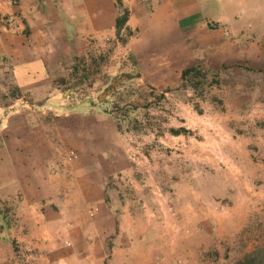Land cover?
Returning a JSON list of instances; mask_svg holds the SVG:
<instances>
[{"label": "crops", "instance_id": "obj_1", "mask_svg": "<svg viewBox=\"0 0 264 264\" xmlns=\"http://www.w3.org/2000/svg\"><path fill=\"white\" fill-rule=\"evenodd\" d=\"M10 1L0 0V93L6 101L22 103L25 96L32 104L41 101L58 84L56 75L66 62L86 63L96 50L94 42L115 39L118 10L124 7L129 39L116 48L127 51L128 61L121 72L133 70L138 81L162 90L177 87L183 72L198 66L230 85L220 119L229 118L235 128L217 124L218 117L204 111L195 114L200 118L197 139L173 137L180 141V156L194 163L193 177L226 181L225 197L252 191L246 172L264 183V0H16L14 6ZM12 16L15 23L9 25ZM6 108L0 105V132L15 190L0 201L16 202L26 248L47 249L52 259L58 254L52 249L66 242L76 264L115 263L117 258L125 264H173L182 256L176 225L165 222L171 211L160 207L158 215L150 214L145 203L135 200L146 192L144 185L136 187L127 161L117 155L122 148L112 126L91 124L92 108L65 114L53 125L64 150L78 155L65 176L59 165L49 164L54 148L40 119L28 121L19 112L3 115ZM72 117L84 122L66 127ZM107 149L115 159L106 157ZM108 181L134 194L128 199L125 193L106 191ZM47 229L58 235L38 238ZM5 242L10 245L0 235V246Z\"/></svg>", "mask_w": 264, "mask_h": 264}, {"label": "rangeland", "instance_id": "obj_2", "mask_svg": "<svg viewBox=\"0 0 264 264\" xmlns=\"http://www.w3.org/2000/svg\"><path fill=\"white\" fill-rule=\"evenodd\" d=\"M124 12L127 10L121 7L118 17L123 16ZM120 36L121 41L117 37H104L101 41L94 42L96 50L90 54L86 63L82 59L66 62L58 73L60 75H56L58 84L51 87L53 92L47 89L49 95L45 94L41 101L33 102L35 105L30 102L29 96H25L22 103L13 104L12 101H6L0 93V105L10 107L4 110L3 115L19 112L17 116H22L28 121L34 116L40 119L43 134L54 148L49 164L59 165L57 170L62 169L61 173L64 175L63 172L71 163L66 162L67 151L53 131L55 119L72 112L87 110L82 102L88 101L94 105L90 113L93 114L95 124L105 123L110 127L111 119L100 114L98 101L105 97L110 110L115 112L117 106L119 109L124 101L131 100L137 110L131 114L134 118L132 124L125 127L121 133H115L121 143L118 142V146L122 148V152L118 151L117 155L127 161L129 174L137 179L136 187L144 185L146 192L143 190L135 200H138L139 204L145 203L150 214L158 215L160 207L171 211L168 221L165 222L168 225H176V240L180 242L177 247L180 251L177 254L182 255L174 260L173 264H234L247 254H264V183H256L250 179L252 175L246 172V179L250 187L252 186V191L236 197L222 196L221 190L226 188L227 182L193 177L196 172L194 163L180 156V141L174 139L176 135L169 131L182 128L186 130L182 135L197 139L198 134L194 135L198 130L197 120L200 119L197 115L204 111H208V115H216L217 124L235 128L232 127L233 121L226 116V120L220 119L225 115L223 106L230 85L226 84V79L218 76V73L200 69V77L189 79L183 85L162 90L152 88L144 81H138L135 71H120L124 70L127 64L128 54L126 50H118L116 47L117 44H125L129 39L124 29L121 30ZM100 43L103 47L98 45ZM121 74H131L135 79L116 85L115 89L105 96L104 88L108 81ZM28 105H34L35 108L30 109ZM185 107L192 108L194 113L190 109L187 113ZM14 116L11 115V118ZM183 116H186L185 120L190 129L184 127ZM235 130L237 133L239 129ZM3 135L4 133L0 132V198L6 199L13 195L15 185L7 172ZM118 187L128 194V199L134 194L129 187ZM7 207L13 209V215L17 218L16 202L11 201ZM86 213L88 216L87 211ZM47 230L45 235L39 233L38 238L58 235V232ZM26 237L27 235L21 236L18 230L11 231L9 241L14 239L19 249L14 253L12 246H7L6 242L5 246L1 245L0 264H76L72 246L66 242L59 243L52 249L58 250V254L50 259L45 253L49 251L47 249L26 248ZM115 261L108 264H122L124 260L117 258Z\"/></svg>", "mask_w": 264, "mask_h": 264}, {"label": "trees", "instance_id": "obj_3", "mask_svg": "<svg viewBox=\"0 0 264 264\" xmlns=\"http://www.w3.org/2000/svg\"><path fill=\"white\" fill-rule=\"evenodd\" d=\"M126 21H127V12H124L123 16L118 17L116 19V37L118 39H120V41H121L120 32L122 29H124V31H126V36H129V32L127 31V29L125 27ZM200 73H201L200 68L198 66H195L191 69L185 70L182 74L181 84L182 85L185 84L189 79L191 80V79L200 77ZM130 79H132V77L129 76L128 74H121L119 76H115V77L111 78L108 81L106 87L104 88V92L106 93L105 96L110 94L113 91V89H115L116 85L128 82ZM82 104L86 105L87 108H92L94 106L93 104H91V102H88V101L82 102ZM122 105L123 106H120L119 109L117 108L119 106H117L116 107L117 110H115V112H112V110H110L111 107H109V102H108V100H106L105 97L102 100L100 99V101H98V104H97L100 114L107 116L111 119V122H112L111 126H112L113 131L115 133H121L125 127H128L132 124V122L134 121L133 120L134 118L132 117L131 114L135 110H137V108H136L137 106H135L133 104V102H131V100L124 101V103ZM56 121H59V118L55 119V122ZM67 121H69V122L66 123V127H69V128L70 127H73V128L78 127V125L81 124L80 122H84V121H82V119H80V117H78V119H77V117H72V119H70V120L68 119ZM40 122H42V121L40 120ZM90 122L92 125H95V120L93 118L91 119ZM169 131H170V133H172L173 135H176V136L180 135L181 133H186V130H184L182 128L181 129L180 128L179 129H170ZM107 132H108V134H107L105 141L107 142V146H109L110 144L108 142L111 141L110 136H109L110 131L107 130ZM96 134H98V133H96ZM102 140L103 139H101V141ZM66 151H67V153L72 152L74 154L75 158L71 163V164H73L78 158L77 153L72 149H69ZM107 152H108L106 154L107 158L115 159L114 155L112 154V152L110 150L107 149ZM118 186L119 185H117V184L115 185L114 182L108 181V185H107L108 190L106 187V191H111V192L113 191V192H115V194H117V196H121V194L123 192H122V189H120ZM125 195L128 196V194H126V192H125ZM129 195H130V193H129ZM109 202H110L109 196L107 195V192H106L104 194V203L106 204V206H108ZM8 203H10V202H8ZM8 203H4V202L0 201V235L4 234L5 238H7V241H9V234L11 233V231L13 229L18 230L17 218H15V216L13 215L14 214L13 209L7 207ZM9 243H10V246H12L14 253H16L19 249L17 242L13 239V240H10ZM108 247L110 248V243H109ZM262 260H264V254L251 253V254L245 255L242 259L236 261L234 264H264V262Z\"/></svg>", "mask_w": 264, "mask_h": 264}, {"label": "built area", "instance_id": "obj_4", "mask_svg": "<svg viewBox=\"0 0 264 264\" xmlns=\"http://www.w3.org/2000/svg\"><path fill=\"white\" fill-rule=\"evenodd\" d=\"M9 4L12 5V6L17 5V1H16V0H11V1L9 2ZM7 23H8L9 25H13V24L15 23V18H14L13 16L10 17V18L8 19ZM28 108H30V109H34L35 107H34V105H28ZM74 158H75L74 154H73L72 152H68V153H67V156H66V158H65V160H66V162H67L68 164H70V163H72V161L74 160Z\"/></svg>", "mask_w": 264, "mask_h": 264}]
</instances>
